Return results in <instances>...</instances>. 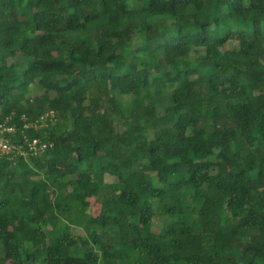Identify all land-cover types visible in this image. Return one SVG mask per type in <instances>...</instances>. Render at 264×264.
Segmentation results:
<instances>
[{
    "label": "trees",
    "instance_id": "trees-1",
    "mask_svg": "<svg viewBox=\"0 0 264 264\" xmlns=\"http://www.w3.org/2000/svg\"><path fill=\"white\" fill-rule=\"evenodd\" d=\"M263 19L264 0H0V119L54 115L27 132L53 148L0 157V264H264Z\"/></svg>",
    "mask_w": 264,
    "mask_h": 264
},
{
    "label": "built area",
    "instance_id": "built-area-1",
    "mask_svg": "<svg viewBox=\"0 0 264 264\" xmlns=\"http://www.w3.org/2000/svg\"><path fill=\"white\" fill-rule=\"evenodd\" d=\"M54 118L52 113L41 116L34 123L24 124L23 129L19 128L15 116L0 119V157L7 158L14 162L16 158L27 159L28 157H38L53 148V143L40 138H30L28 131L33 129L40 131L46 127L47 121ZM26 122V118L22 117Z\"/></svg>",
    "mask_w": 264,
    "mask_h": 264
},
{
    "label": "rangeland",
    "instance_id": "rangeland-1",
    "mask_svg": "<svg viewBox=\"0 0 264 264\" xmlns=\"http://www.w3.org/2000/svg\"><path fill=\"white\" fill-rule=\"evenodd\" d=\"M263 23H264V19H263ZM135 103V102H134ZM135 108H136V103H135ZM225 173L227 174H231L233 172V169H230V168H227L225 170H223ZM88 200L90 201L91 203V206H90V212L91 214H93L94 216L97 215L99 213V209L100 207L98 206V204L95 202V199L94 198H88ZM195 204H196V200H195ZM208 213H211V211H208ZM160 223L158 222H155L154 224V231L157 232L159 229H160ZM27 239L31 240L32 242H34L35 246L37 248H41V247H44L46 246L43 239L40 238L39 236H26Z\"/></svg>",
    "mask_w": 264,
    "mask_h": 264
}]
</instances>
